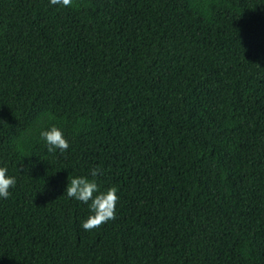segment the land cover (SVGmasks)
<instances>
[{"label": "trees", "instance_id": "16d2710c", "mask_svg": "<svg viewBox=\"0 0 264 264\" xmlns=\"http://www.w3.org/2000/svg\"><path fill=\"white\" fill-rule=\"evenodd\" d=\"M0 167V264H264V0H0Z\"/></svg>", "mask_w": 264, "mask_h": 264}, {"label": "clouds", "instance_id": "9594fccd", "mask_svg": "<svg viewBox=\"0 0 264 264\" xmlns=\"http://www.w3.org/2000/svg\"><path fill=\"white\" fill-rule=\"evenodd\" d=\"M50 4L63 7H71L73 0H50ZM41 138L47 145L49 153H55L57 150L64 153L69 148V142L65 138L63 132L53 126L50 130L42 131ZM7 168L0 167V198L7 199L10 195V189L16 184L15 177L7 175ZM102 175L99 168L91 170V177L77 176L69 180L64 190L67 197L74 198L89 206L91 215L82 223V228L85 231H91L102 226L109 220L115 219L116 204L119 200L117 189L113 186L106 191H101L96 182V177Z\"/></svg>", "mask_w": 264, "mask_h": 264}]
</instances>
